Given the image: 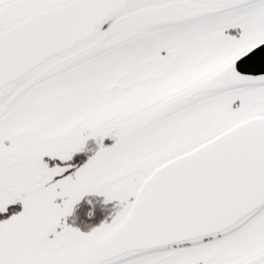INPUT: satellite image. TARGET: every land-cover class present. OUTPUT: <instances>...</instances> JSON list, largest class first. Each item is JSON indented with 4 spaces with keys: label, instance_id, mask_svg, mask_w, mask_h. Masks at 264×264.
Segmentation results:
<instances>
[{
    "label": "snow or ice",
    "instance_id": "6c2138e0",
    "mask_svg": "<svg viewBox=\"0 0 264 264\" xmlns=\"http://www.w3.org/2000/svg\"><path fill=\"white\" fill-rule=\"evenodd\" d=\"M0 264H264V0H0Z\"/></svg>",
    "mask_w": 264,
    "mask_h": 264
},
{
    "label": "trees",
    "instance_id": "16d2710c",
    "mask_svg": "<svg viewBox=\"0 0 264 264\" xmlns=\"http://www.w3.org/2000/svg\"><path fill=\"white\" fill-rule=\"evenodd\" d=\"M19 207H20L19 203H17V204H15V205L12 206V208H15V209H19Z\"/></svg>",
    "mask_w": 264,
    "mask_h": 264
}]
</instances>
